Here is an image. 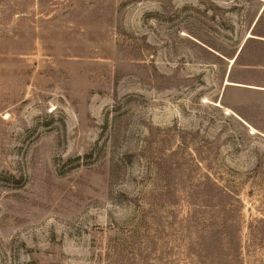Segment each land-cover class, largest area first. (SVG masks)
Here are the masks:
<instances>
[{"label": "rangeland", "instance_id": "1", "mask_svg": "<svg viewBox=\"0 0 264 264\" xmlns=\"http://www.w3.org/2000/svg\"><path fill=\"white\" fill-rule=\"evenodd\" d=\"M0 264H264V0H0Z\"/></svg>", "mask_w": 264, "mask_h": 264}, {"label": "trees", "instance_id": "2", "mask_svg": "<svg viewBox=\"0 0 264 264\" xmlns=\"http://www.w3.org/2000/svg\"><path fill=\"white\" fill-rule=\"evenodd\" d=\"M256 32H257V35L263 34V33H261V32H260V31H258V30H257Z\"/></svg>", "mask_w": 264, "mask_h": 264}]
</instances>
